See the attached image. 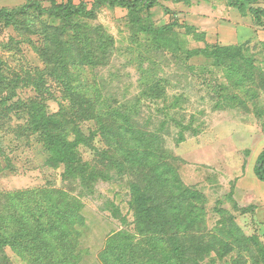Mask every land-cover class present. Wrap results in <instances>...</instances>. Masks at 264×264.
I'll use <instances>...</instances> for the list:
<instances>
[{"label":"trees","instance_id":"obj_1","mask_svg":"<svg viewBox=\"0 0 264 264\" xmlns=\"http://www.w3.org/2000/svg\"><path fill=\"white\" fill-rule=\"evenodd\" d=\"M48 1L47 6L42 0L0 5V22L6 27L16 25L24 37H36L31 39L32 47L45 65L35 71L23 67L12 70L0 54V127L6 128L8 111L24 112L27 128L41 137L48 152V165L63 167L67 190L41 187L0 191V264H14L7 247L28 264H79L81 227L86 224L81 196L92 192L99 180L113 179V170L136 177L130 182V206L135 218L132 227L123 219L122 229L108 236L99 253L102 264H215L235 249L250 251L253 244V263L264 264L263 241L257 235L247 236L227 210L218 209L224 216L222 227L216 235H207L206 197L182 180L169 161L170 153L159 130L143 127L128 109L102 108L104 99L98 93L90 94L77 82L80 80L73 71L109 62L114 38L103 26H93L89 21L96 18L102 6L126 9L129 23L137 31L147 33L156 48L170 50L178 42L175 28L183 26L179 19L156 26L146 22L142 13L146 10L148 16L152 15L151 9L163 5V1L189 6L194 0H94L92 7L74 0ZM257 1L231 0L230 5L250 17L256 27H263L264 7L255 6ZM164 9L171 12L167 5ZM44 15L51 20L45 21ZM185 28L196 40L206 41L205 33L194 26ZM250 44L205 42L204 47L188 51L187 56H204L217 67H225L236 86L252 82L264 88V49ZM20 87H30L36 95L8 105ZM56 90H61L69 104L49 113L46 102L57 98ZM257 114L264 117V107ZM87 121L96 124L90 134L81 127ZM97 135L106 148H94L93 159L84 160L79 146H92ZM254 172L264 181V149L256 158ZM242 210L255 212V205ZM118 212L114 207V213Z\"/></svg>","mask_w":264,"mask_h":264},{"label":"rangeland","instance_id":"obj_2","mask_svg":"<svg viewBox=\"0 0 264 264\" xmlns=\"http://www.w3.org/2000/svg\"><path fill=\"white\" fill-rule=\"evenodd\" d=\"M22 1L0 0V5L16 6ZM42 1L44 6L49 5L48 0ZM74 2H85L92 7L94 0ZM230 2L194 0L188 6L163 1V5L151 9L150 16L144 10L142 15L146 22L151 21L156 26L175 18L182 23L181 28H175L178 42L170 50L156 48L147 33L137 31L129 23L126 9L104 5L98 10L96 18L89 21L93 26H103L114 38L109 62L73 71L75 78L80 80L77 82L90 94L98 93L104 99L102 108L115 106L128 109L143 127L159 130L164 147L170 153L169 161L177 168L182 180L202 191L206 197L205 230L208 236L216 235L222 227L224 216L218 209H225L234 216L247 236L257 235L264 243V205L256 194L260 187L254 186L257 190L254 192L251 190L253 181L247 179L250 188L244 194L250 200L244 201V198L236 196L238 180L245 174L262 183L260 185L264 189V183L256 178L253 168L256 152L262 144L260 141L264 142V117L257 114L264 107V88L252 82L236 86V81L228 77L225 67H217L213 60L204 56H187L188 51L204 47L205 42L219 41L216 29L220 25L236 30L225 32L229 40L234 35L237 41L256 39L253 27L246 24L250 18L241 15L238 8H232ZM165 5L171 12L165 11ZM255 6L264 7V0H258ZM43 19L51 20L47 15ZM186 25L205 33L206 41H198L192 34H187ZM31 39L36 40V37H24L16 25L6 27L0 22V54L9 68L18 70L23 67L35 71L45 67L35 53ZM255 46L258 50L264 47ZM5 73L9 75L7 69ZM60 91H55L57 98L46 102L49 113L69 104ZM35 95L30 87L16 88L8 105L18 100L26 101ZM7 113L6 128L0 127V191L41 187L66 189L62 179L63 167L48 165V152L41 137L27 128L26 114L16 111ZM81 127L86 134H90L96 129V124L87 121ZM94 148H106L99 135L93 138L92 146L80 145L78 150L84 160L91 161ZM112 174L115 175L113 179L99 180L93 185L92 192L81 196L86 224L81 227L82 260L79 264H102L99 253L108 236L122 229L123 219H127L129 227L133 226L135 217L130 206V182L136 177L130 173L120 175L115 170ZM239 193L241 195L242 190ZM250 205H255V212L242 210ZM114 207L118 208V214L114 213ZM255 250L254 244L250 251L235 249L215 264H254ZM6 253L14 264H28L11 248L7 247Z\"/></svg>","mask_w":264,"mask_h":264},{"label":"crops","instance_id":"obj_3","mask_svg":"<svg viewBox=\"0 0 264 264\" xmlns=\"http://www.w3.org/2000/svg\"><path fill=\"white\" fill-rule=\"evenodd\" d=\"M27 0H23L22 2H21V4H23V3H25ZM20 5V4H19ZM3 6V5H2ZM4 6H7V5H4ZM233 8V7H232ZM241 15H244L242 12H241ZM245 16H247V15H245ZM248 17V16H247ZM250 18V17H249ZM246 24H249V25H251L252 27H253V29H254V31H255V35H257L255 38L256 39H254V38H247V39H244V40H242V41H237L234 37H235V35H234V37L232 38V40H229V38H227V37H225V32L226 31H229V32H231V30H233L234 32L236 31L235 29H234V27H232L231 29H228V28H230V27H227V26H222L221 27V25L218 27V29H216L218 32L217 33H219V37L220 38H218L219 39V41H216V42H218V43H220V44H222V45H232V44H240V43H243V42H246V41H251V43H253V45H256V44H259V45H263L264 46V26L262 27V26H259V27H256L253 23H252V20H251V18H250V21H246ZM207 33H208V35L210 34V32L209 31H207ZM210 41H212V40H210ZM263 49H264V47H263ZM264 137V136H263ZM260 143H262L261 144V146L258 148V150H257V152H256V158H257V156H258V154L264 149V142H261L260 141ZM256 158H255V161H256ZM254 165H255V162H254ZM249 168V167H248ZM253 168H254V166H253ZM255 174V173H254ZM251 176V175H250ZM256 176V175H255ZM257 178V177H256ZM247 179H250L251 181H253V187H252V189L251 190H254V192H256L257 190L255 189V188H257V187H260L259 188V192L258 193H256L257 194V196H258V199H259V201L264 205V189L261 187V185L260 184H262V183H259L258 181H256L255 179H254V177H248L247 176V174H245V176H243V177H241L240 176V179L238 180V184H237V188H236V196L238 195V196H240L241 198H244L243 200L244 201H248V200H250V197L248 196V195H245L244 193H245V191L246 190H249L248 188H250L249 187V184L248 183H246V180ZM258 179V178H257ZM259 180V179H258ZM260 181V180H259ZM261 182H263L264 183V181H261ZM254 186H256L255 188H254ZM262 188V189H261ZM240 190H242V193H241V195H240V193H239V191ZM253 192V191H252ZM253 194V193H252ZM254 195V194H253ZM256 197V196H255ZM239 198V197H238ZM245 205V204H244Z\"/></svg>","mask_w":264,"mask_h":264}]
</instances>
